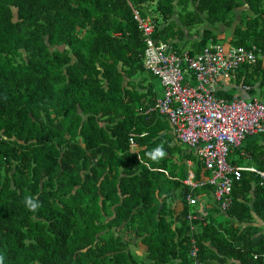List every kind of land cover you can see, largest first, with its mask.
<instances>
[{"label": "trees", "instance_id": "obj_1", "mask_svg": "<svg viewBox=\"0 0 264 264\" xmlns=\"http://www.w3.org/2000/svg\"><path fill=\"white\" fill-rule=\"evenodd\" d=\"M243 5L250 16L227 36L216 33L220 24L231 27ZM135 9L152 23L153 38L171 47L185 29L206 24L192 56L207 44L264 51V0H0L3 264H193L194 246L200 264H264V228L256 224H264L261 178L243 171L217 222L216 203L205 211L185 199L213 198V186L181 183L184 164L186 175L169 177L177 169L170 139L143 134L161 115L145 113L156 99L150 78L159 79L160 96L163 87L143 66ZM239 69L251 77L245 83L264 87V55L227 75ZM224 77L211 90L218 98ZM157 146L170 154L171 170L169 159H148ZM177 190L178 211L171 204ZM29 196L41 204L36 212L25 207ZM189 212L202 220L189 222Z\"/></svg>", "mask_w": 264, "mask_h": 264}, {"label": "built area", "instance_id": "obj_2", "mask_svg": "<svg viewBox=\"0 0 264 264\" xmlns=\"http://www.w3.org/2000/svg\"><path fill=\"white\" fill-rule=\"evenodd\" d=\"M134 16L143 36V66L161 79L163 87L162 96L156 98L145 113L157 111L168 119L175 137L192 149L209 171L207 183L213 186V200L221 211H226L232 202V184L243 171L257 174L264 185V170L252 165H233L228 161L229 153L245 137L264 132V102L242 97L225 100L216 97L211 90L227 72L256 61L264 51L257 45L224 51L213 44L194 56L187 51L177 52L166 42L153 38V25L149 19L141 17L136 9ZM187 72L192 76L189 78L192 83L183 82ZM193 178L194 173L189 171L185 184L192 187ZM185 199L190 205L196 203L190 194ZM186 218L189 222L202 220L193 212ZM190 229L194 230L195 225L191 224ZM189 256L193 264H200L197 247L190 250Z\"/></svg>", "mask_w": 264, "mask_h": 264}, {"label": "crops", "instance_id": "obj_3", "mask_svg": "<svg viewBox=\"0 0 264 264\" xmlns=\"http://www.w3.org/2000/svg\"><path fill=\"white\" fill-rule=\"evenodd\" d=\"M250 10L248 9L247 5L241 6L236 13L233 14V22L231 27H225V25L220 24L215 31V28L213 30L216 33H222L224 36H227L232 30H234V27L238 25L244 18L247 16H250ZM207 26L206 24L200 25L197 28H192V29H185L183 32V38L179 40L178 44L176 46H173V48L180 52L182 50H192L193 49L199 51L200 47L198 48L196 41H198L201 37V33L203 31V28ZM195 53V51H194ZM246 78H251L248 74L246 69H239L235 73H232V75H225V77L221 80L220 83L216 86V92L222 97L230 99V98H236V97H257L261 99L264 102V87L261 86L258 82L252 83V84H247L244 82V79ZM151 83V79L149 80ZM146 82V81H145ZM143 82V85L146 83ZM190 82V81H188ZM251 83V82H250ZM153 84V83H152ZM154 87V92L156 96L154 98H157L161 95V85L159 84H153ZM248 87V88H247ZM165 119L161 117V115H156L155 119L151 122V124L146 128L145 131H143L144 135H149L151 134H156L159 132V136L165 135L167 139H170V143L167 144V146L170 147V152L172 157L175 160L176 164V170L174 176H169L171 178H176V177H182L185 173L184 171L181 172V169L179 166H182L183 164L186 167V172L188 173L189 171L193 172L197 176L194 175V178L192 180V183L194 184V187H200L204 181H206L210 175L209 171L205 170L202 166L199 167L196 163V155L194 151L185 145L181 144L175 137L174 133L169 130L165 124ZM162 126H164L166 129L162 130ZM145 149L144 144L140 145V149ZM252 150V152L256 151L257 153H261L263 156L258 158V157H251L249 154V151ZM170 154L166 152V155L164 159H169ZM264 161V135L261 134H254L251 136H247L241 144L233 149L228 156V161L233 164V165H239V166H248L252 165L254 167L258 166V163L260 161ZM264 164V163H263ZM169 166V163H168ZM174 167V166H173ZM172 166H169L168 170H171ZM179 169V170H178ZM177 171V172H176ZM178 175V176H176ZM186 175V174H185ZM180 179V178H176ZM195 179H200V180H195ZM181 183H184L183 180H179ZM200 183V184H199ZM175 197L179 195L178 190L175 191ZM210 194L207 193H200L197 196L196 199V207L198 210H205V211H210L213 210L212 206L215 205V202L213 198H210ZM212 197V196H211ZM171 204H173V207L176 206L177 211L179 208H181V205L179 204V199L176 197L174 198L173 201H171ZM177 204V205H176ZM224 213L223 211H220L219 213L215 214V219L217 222H224ZM256 224L259 226H262L264 228L263 222L259 219L256 218ZM135 238L133 243L135 242ZM134 247V245H133ZM143 256L145 255V251H141Z\"/></svg>", "mask_w": 264, "mask_h": 264}, {"label": "clouds", "instance_id": "obj_4", "mask_svg": "<svg viewBox=\"0 0 264 264\" xmlns=\"http://www.w3.org/2000/svg\"><path fill=\"white\" fill-rule=\"evenodd\" d=\"M153 32H154V27H153ZM182 51H187V50H182ZM187 52L189 53V51H187ZM146 155H147V157H148V159L150 161H152L154 163H159L165 157L166 153H165V151H164L162 146H157L155 149H153L152 151L148 152ZM206 182H207V180H206ZM192 187H194V185ZM24 204H25V207L28 210L32 211V212H36L41 207L40 202L38 200L34 199L31 196L25 198ZM3 260H4V258L2 256H0V264H3Z\"/></svg>", "mask_w": 264, "mask_h": 264}, {"label": "rangeland", "instance_id": "obj_5", "mask_svg": "<svg viewBox=\"0 0 264 264\" xmlns=\"http://www.w3.org/2000/svg\"><path fill=\"white\" fill-rule=\"evenodd\" d=\"M223 42H225V41L223 40ZM150 79H151V81H152L153 84H159V83H160L159 79L156 78V77H151ZM163 160H165V159H163ZM168 162H169L170 165H172L170 159L168 160ZM166 186H167V185H166ZM166 186H165V187H166Z\"/></svg>", "mask_w": 264, "mask_h": 264}, {"label": "bare ground", "instance_id": "obj_6", "mask_svg": "<svg viewBox=\"0 0 264 264\" xmlns=\"http://www.w3.org/2000/svg\"><path fill=\"white\" fill-rule=\"evenodd\" d=\"M163 117V116H162Z\"/></svg>", "mask_w": 264, "mask_h": 264}, {"label": "water", "instance_id": "obj_7", "mask_svg": "<svg viewBox=\"0 0 264 264\" xmlns=\"http://www.w3.org/2000/svg\"><path fill=\"white\" fill-rule=\"evenodd\" d=\"M159 210V209H158Z\"/></svg>", "mask_w": 264, "mask_h": 264}]
</instances>
